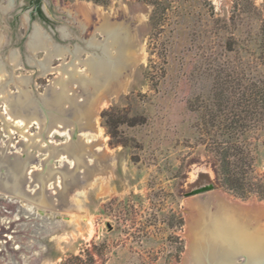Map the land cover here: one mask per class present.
Here are the masks:
<instances>
[{
  "label": "rangeland",
  "instance_id": "374dc122",
  "mask_svg": "<svg viewBox=\"0 0 264 264\" xmlns=\"http://www.w3.org/2000/svg\"><path fill=\"white\" fill-rule=\"evenodd\" d=\"M79 4L96 10L76 13ZM43 8L47 19L30 0H0V153L13 160L35 149L25 194L0 191V264H186L194 206L213 207L219 193L253 206L264 223V0H43ZM104 18L129 26L135 57L98 100L71 84L73 102L90 100L82 127L70 121L49 135L52 124H15L8 97L22 90L32 99L24 108L51 117L43 100L61 88V68L80 61L84 72L86 59L102 55L89 43L105 40L95 29ZM36 30L65 49L55 69L40 66L46 50H30ZM75 142L85 151L78 165L66 153ZM49 146L63 155L51 158ZM227 171L242 175V187ZM39 193L47 199L28 197Z\"/></svg>",
  "mask_w": 264,
  "mask_h": 264
},
{
  "label": "bare ground",
  "instance_id": "6f19581e",
  "mask_svg": "<svg viewBox=\"0 0 264 264\" xmlns=\"http://www.w3.org/2000/svg\"><path fill=\"white\" fill-rule=\"evenodd\" d=\"M10 3H8L6 9L10 8ZM71 8L76 13L82 12L86 16H91L96 10L83 4ZM76 15L78 16V14ZM81 25L84 27L83 23ZM95 29H100L103 32L105 40L101 43L91 41L89 46L100 48L102 55L86 59L85 64L87 68L84 72L78 69L80 61L72 63L69 69L68 67L61 68L64 73L60 82L58 81L61 88L48 93L43 100L47 112L50 114H52V111L54 112L51 117L47 115L41 116L38 113L39 111L35 109L31 110V108L35 107L32 104H29L32 106L31 108H24L26 106H23V104L28 101L30 103L32 99L29 98L28 100V92L22 90L18 96L8 97V100L10 99L9 110L14 117L15 124H18L20 121V125H25V128L34 120L39 121L42 127L52 124L48 130L49 135L57 125H66L70 121L78 122L80 127H82V123L79 120L90 116L87 107V103L90 102L89 99L96 98L98 100L102 97L99 94L114 88L112 80L118 78L120 73L122 74L123 69H127L133 64L135 57L134 51H132V35L128 25L116 24L104 18ZM2 39L0 37V46L2 45ZM51 45L49 36L42 34L39 30L35 31L29 42L30 50L33 53L37 49L47 51L45 61L40 65L44 71L55 69L51 65L53 57L64 56L65 49L56 48L53 50L51 49ZM112 51L115 52L112 53ZM12 57L11 60L16 58L15 56ZM5 67L0 60V74L3 77L6 74ZM20 82L24 83L25 79L20 78ZM72 83H77L82 88H89L91 90V93H89L90 91L88 92L91 97H86H89V102L87 100H84L85 102H81L80 104L73 102L74 98L68 94ZM1 91L6 93V88H1ZM92 99L91 101L93 102L94 100ZM70 101L74 105L72 111H68L64 107V104ZM56 122L59 124H56ZM34 143H31L30 147H33ZM48 149L50 150L51 158L53 155L55 157L56 155L57 157L63 155L56 147L49 146ZM34 151L35 149H27V158L18 157L16 159L13 158V160L10 159L6 152L0 153V191L11 194H25L26 187H24L23 176L26 169L28 170L25 158L28 161L34 156ZM84 152L83 146L79 142L71 143L70 149H66V153L73 157L71 164L75 163L76 165H78L79 161L82 163ZM75 179L76 175H73L72 180ZM44 180L46 179L40 181L44 183ZM219 194L215 195V199H212L215 200L213 201L214 204H212L213 207H211V202L196 208L194 206V213H192L190 219L191 237L185 257L186 264H264V223H261L258 217L252 213L251 207L253 206L250 207L249 205L240 203V201H233L226 193ZM28 197H33L35 200L40 201L47 199L42 193L35 194L34 196L29 195ZM240 257L244 259L242 263H238Z\"/></svg>",
  "mask_w": 264,
  "mask_h": 264
},
{
  "label": "flooded vegetation",
  "instance_id": "af4514ba",
  "mask_svg": "<svg viewBox=\"0 0 264 264\" xmlns=\"http://www.w3.org/2000/svg\"><path fill=\"white\" fill-rule=\"evenodd\" d=\"M30 4L32 7V14L37 15L39 17H43L45 19L48 18L43 8V0H30Z\"/></svg>",
  "mask_w": 264,
  "mask_h": 264
},
{
  "label": "trees",
  "instance_id": "16d2710c",
  "mask_svg": "<svg viewBox=\"0 0 264 264\" xmlns=\"http://www.w3.org/2000/svg\"><path fill=\"white\" fill-rule=\"evenodd\" d=\"M94 1H96L98 3H102V4H108L110 0H94ZM227 172H228V176H226V178H227L228 182H230L232 184H234L235 182H238V183H240V186L242 187V184H243L241 181L242 175H240L239 177L236 178L235 176L229 175L230 171H227Z\"/></svg>",
  "mask_w": 264,
  "mask_h": 264
},
{
  "label": "water",
  "instance_id": "95a60500",
  "mask_svg": "<svg viewBox=\"0 0 264 264\" xmlns=\"http://www.w3.org/2000/svg\"><path fill=\"white\" fill-rule=\"evenodd\" d=\"M75 124L80 129V124H78V122H76Z\"/></svg>",
  "mask_w": 264,
  "mask_h": 264
}]
</instances>
